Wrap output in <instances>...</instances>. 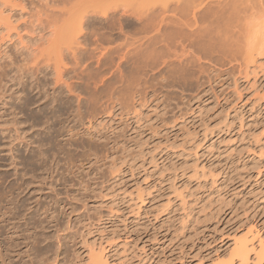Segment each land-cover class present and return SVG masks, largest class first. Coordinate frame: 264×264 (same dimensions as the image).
Masks as SVG:
<instances>
[{"label": "rangeland", "instance_id": "374dc122", "mask_svg": "<svg viewBox=\"0 0 264 264\" xmlns=\"http://www.w3.org/2000/svg\"><path fill=\"white\" fill-rule=\"evenodd\" d=\"M65 1L0 0V251L6 263L92 264L95 252L108 264H258L264 49L232 48L235 30L224 33L223 22L218 28L208 18V36L202 32L197 49L167 52L162 43H148L156 28L146 18L136 22L135 6L143 0L117 1L121 22L113 30L100 20L65 26L58 13L70 5ZM227 1L197 3L206 6L200 12H214L227 10ZM130 4L134 10L121 18ZM38 20L46 22L45 31L34 32ZM63 27L76 31L71 39ZM25 48L34 55L29 63L42 49H73L78 58L56 60L59 79L55 56L45 53L38 66L30 65L40 69L32 79L18 73L12 84V67L24 66L19 53ZM241 240L249 243L246 263L233 255Z\"/></svg>", "mask_w": 264, "mask_h": 264}, {"label": "bare ground", "instance_id": "6f19581e", "mask_svg": "<svg viewBox=\"0 0 264 264\" xmlns=\"http://www.w3.org/2000/svg\"><path fill=\"white\" fill-rule=\"evenodd\" d=\"M119 0H67L63 3H66L68 4L69 2V6L66 7V5L63 7L64 9L60 12L59 10L62 9V7L58 10V13H60L61 17H64V18H61L60 17V20L61 22L66 26L68 25V23L74 21L75 23L73 24L74 26H71L72 28L76 27L75 25H78L80 24L83 25L85 24V22L88 24L90 23V21H93V20H100L101 23L105 24V26H109L108 28H110V30H113L112 28L116 25V23H119V21L121 22V19L119 20V18L117 19L115 16L116 14L118 13H115V11H117L116 9V6L119 5L117 4ZM200 0H154V1H151V2H145L144 0L139 4H135L136 8L131 4L128 5V6H124V11L123 12V15L121 14L120 17L123 18V17H128V15H126V13L128 14V11L130 10V6H131V10L133 11L134 10V14H136V22L138 21H141L142 18H143V21L145 19V23L149 26H147L146 24L144 25H141V27H145V25L148 27V28H151L153 27L154 29L156 28V32L155 34L156 35H161V40L159 39L158 40V36L154 37H150V39L148 40V43H150V45H156V44H164V47L162 48L164 50V48L167 50L169 49V51L171 52L172 49H176L178 46H181L182 49H195L196 47L198 48L200 46V38L202 36V32H203V36L205 38V36H208L206 35L205 32L208 31V26H205V22L204 21H208V18H213L212 19V24L214 23V26L215 25H218L217 27L219 28V24L222 23L221 25L223 26V29H224V33H228L230 32L232 29L235 30V36L233 35L234 34V30L231 31L233 32L232 33V38L233 41L231 43L232 45V48L234 49H240V48H245V49H248V50H251V49H254V48H257V49H264V0H229L227 1L226 3V6H227V10L226 8H222L220 11H210V10H207V11H203V12H200L202 9V3H197L199 2ZM203 1V0H202ZM208 1V0H207ZM117 2V3H116ZM140 2V0L138 1V3ZM229 2V3H228ZM133 3V2H132ZM197 3V4H196ZM211 4V3H210ZM63 5V4H62ZM124 5V4H123ZM204 5V4H203ZM207 5V4H206ZM218 5V4H217ZM59 6V5H57ZM56 6V7H57ZM55 7V6H54ZM123 7V6H122ZM129 7V9H128ZM139 7V8H138ZM206 7V6H205ZM203 7V9L205 8ZM128 10H127V9ZM138 8V9H137ZM127 11H126V10ZM137 9V10H136ZM219 9V7L217 8ZM121 11V10H120ZM131 11V12H132ZM13 12V10L10 11V13ZM136 12V13H135ZM145 12V13H144ZM55 13V12H54ZM157 13L160 19L158 23V26L156 25V20L158 19V16L156 18L155 14ZM171 13V16L174 17V18H169L170 17V14ZM133 14V12H132ZM173 14V15H172ZM210 14V16H208ZM49 15V14H48ZM130 15V14H129ZM167 15H169V17H167ZM208 16L205 18V16ZM53 16V15H52ZM100 16V17H98ZM118 16V15H117ZM143 16V17H142ZM146 16V17H144ZM191 16L193 19H191ZM49 17V16H47ZM178 17V18H176ZM188 17H190L191 20H193V22H191V20L188 19ZM114 18L117 19V21L115 20L114 21ZM64 19V21L62 20ZM138 19V20H137ZM156 19V20H155ZM176 19V21L174 20ZM179 19V20H178ZM72 20V21H71ZM119 20V21H118ZM178 20V21H177ZM39 21V20H38ZM37 21V23H39ZM70 21V22H69ZM78 21V22H77ZM130 21V20H129ZM158 21V20H157ZM210 21V19H209ZM42 22H45V21H42ZM40 22V25L39 24H35L36 22H34L35 26L33 27L36 28L34 29V32H42V31H45L46 29L44 28L45 27V23H42ZM77 22V24H76ZM123 22V21H122ZM67 23V24H66ZM92 23V22H91ZM90 23V25H92ZM140 23V22H139ZM33 24V25H34ZM97 24V23H96ZM127 24V23H126ZM141 24V23H140ZM138 24V25H140ZM143 24V23H142ZM38 25V26H37ZM130 25V24H129ZM37 26V27H36ZM77 26V27H78ZM221 26V27H222ZM69 27V26H68ZM62 28L61 30L64 31V34L67 33L69 39H71L74 35V32L76 31H71L70 30H67L69 28ZM76 27V28H77ZM91 27V26H90ZM117 27V26H116ZM142 27V28H143ZM145 27V28H147ZM196 27V28H195ZM220 27V28H221ZM80 28V27H79ZM78 28V29H79ZM85 28V27H84ZM89 28V27H88ZM96 28V27H95ZM107 28V27H106ZM115 28V27H114ZM121 28V26H120ZM186 28H191V30L194 28V30L190 31L188 30L189 32L186 31ZM203 28V29H202ZM65 29V30H63ZM93 29V28H92ZM119 29V28H118ZM116 29V30H118ZM122 29V30H121ZM118 30V32L121 30L123 31V28H121ZM231 29V30H230ZM80 30V29H79ZM78 30V31H79ZM82 30V29H81ZM80 30V32H81ZM96 30V29H95ZM94 30V31H95ZM115 30V29H114ZM217 30V29H215ZM230 30V31H229ZM83 31V30H82ZM90 31H91V28H90ZM100 31V30H99ZM102 31V29H101ZM109 31V30H108ZM214 31V30H213ZM111 32V31H110ZM113 32V31H112ZM116 32V31H115ZM149 32V31H148ZM164 32V34H163ZM209 32V31H208ZM211 32V31H210ZM58 33V30L53 33H50L51 35L52 34H56ZM83 32H81L80 34H82ZM163 35H162V34ZM205 33V34H204ZM121 34H123L121 32ZM149 34V33H148ZM147 34V35H148ZM209 34V33H207ZM214 34V33H213ZM213 34L211 35V33L209 34L210 36H213ZM53 35V36H54ZM79 35V33L77 34V36ZM113 35V34H112ZM118 35V34H116ZM146 35V36H147ZM228 35V34H226ZM105 36H107V34L105 33ZM104 35L103 36H100L102 38V40L107 43V42H111L110 38H107L109 39V41H105L104 39L106 38H103L105 37ZM110 36V35H109ZM129 36V35H128ZM131 36V35H130ZM129 36V37H130ZM146 36L145 38L142 37L141 39L144 38V40L146 39ZM217 37V34L215 35ZM112 37H115V36H112ZM148 37V36H147ZM90 38V37H89ZM117 38V36L115 37ZM127 38V37H126ZM133 38V37H132ZM215 38V37H214ZM218 38V37H217ZM216 38V40H217ZM232 38H230L232 40ZM128 39V38H127ZM131 39V38H130ZM140 39V40H141ZM208 39V38H207ZM43 40V38H42ZM51 40V39H50ZM115 41L117 39H114ZM119 40V39H118ZM117 40V41H118ZM132 40V39H131ZM143 40V41H144ZM147 40V39H146ZM145 40V41H146ZM211 40V39H210ZM90 41V40H89ZM92 42H94L93 40H91ZM142 41V40H141ZM140 41V42H141ZM159 41V42H157ZM213 41V40H212ZM219 41H220V38H219ZM51 42H53L54 44V39L53 41L51 40ZM90 42V43H92ZM109 42V44H110ZM126 42V40H125ZM128 42V40H127ZM147 42V41H146ZM49 43V41H48ZM112 43V42H111ZM114 43V42H113ZM131 43V41H130ZM128 42L127 45L130 44ZM146 44L149 46V44ZM221 43V42H220ZM243 43V45H242ZM50 44V43H49ZM53 44H52V47H53ZM139 44V43H138ZM142 44V43H141ZM245 44V46H244ZM105 45V44H104ZM121 45V44H120ZM126 45V44H125ZM230 45V44H229ZM144 46V45H143ZM161 46V45H160ZM204 46V45H203ZM242 46V47H241ZM120 47V46H119ZM121 47H123V44L121 45ZM129 47V46H128ZM141 47V46H140ZM147 47V46H146ZM173 47V48H172ZM231 47V46H230ZM138 48V47H137ZM196 48V49H197ZM223 48V47H222ZM26 49H31V48H25ZM127 49V48H126ZM143 49V47H142ZM152 49V48H151ZM231 49V48H230ZM24 50V49H23ZM22 49H20V53L19 55L21 56L22 55V60L20 58V60L22 61V63H24V66H17V67H12L13 69V76L10 77V81L12 84L14 82L17 81V74L19 73L21 76H20V80H23V78L25 77H31L32 79V75H34V72L36 73L37 71V68L36 67L35 71H34V68L35 67L33 64H35L36 62V65L38 66V62L40 61V58H42L45 53H49V54H53V56H55L54 58L55 59V62L57 60L58 63L59 60L62 61V59H60L61 57H64V59L68 58L69 56H73L74 60H76V58H78L77 56V52L75 53L74 51H70V50H73V49H42V50H38L37 53L38 54H35V59H33L35 62L30 64L29 63V60H31L30 58L33 57V53L29 52L26 50V51H23ZM177 50V49H176ZM78 51V50H77ZM175 51V50H174ZM189 51V50H188ZM24 52V53H23ZM25 52H27L28 54H26ZM36 52V51H34ZM74 52V53H73ZM79 52V51H78ZM83 53V51H81ZM80 52V53H81ZM168 52V50H167ZM151 53V51H150ZM178 53V52H176ZM26 54V55H24ZM31 54L33 56H31ZM55 54V55H54ZM142 54V53H141ZM144 54V53H143ZM154 55V53H151ZM173 54V53H171ZM175 54V52H174ZM77 55V56H76ZM160 55V54H159ZM177 55V54H176ZM175 55V56H176ZM189 55V54H188ZM187 55V56H188ZM156 56V55H155ZM154 56V57H155ZM172 56V55H171ZM180 56V55H179ZM141 57V56H140ZM143 57V56H142ZM178 57V56H177ZM181 57V56H180ZM138 58V56H137ZM171 58V57H170ZM179 58V57H178ZM186 58V57H185ZM152 59V58H151ZM150 59V60H151ZM155 59V58H154ZM153 59V60H154ZM182 59V58H181ZM184 59V57H183ZM189 59V58H187ZM1 60V59H0ZM38 60V61H37ZM132 60V59H131ZM140 60V59H139ZM147 60V59H146ZM149 60V59H148ZM176 60V59H175ZM14 59H12L11 62H13ZM188 61V60H187ZM186 61V62H187ZM1 62V61H0ZM56 62V65H55V69H54V72H56V76L60 79V76L63 74L62 71H60L59 69V64H57ZM185 62V61H184ZM183 62V63H184ZM185 62V63H186ZM62 63V62H61ZM29 64V66H27ZM55 64V63H54ZM14 65V63H12V66ZM32 65V66H30ZM76 66V65H75ZM2 69V68H1ZM39 69V68H38ZM4 70V69H3ZM40 70V69H39ZM66 71V70H65ZM180 74V73H179ZM16 75V76H15ZM178 75V74H177ZM8 76V75H7ZM55 76V75H54ZM55 76V77H56ZM34 77V76H33ZM56 77V79H57ZM58 79V80H59ZM19 80V79H18ZM165 81V80H164ZM2 83V82H0ZM3 84V83H2ZM7 85V84H6ZM1 88V87H0ZM15 96V95H14ZM6 214V213H5ZM1 221V220H0ZM2 222V221H1ZM2 235V234H1ZM38 241V240H37ZM5 242V241H4ZM36 243V242H35ZM249 243L246 241V240H241L239 241V243H237V245L235 246V249H233L234 253L233 255H235L234 257L238 258V259H241V262L243 263H246L248 262V257H249ZM0 248H1V244H0ZM6 250H9L6 249ZM43 251V250H42ZM48 253V252H47ZM97 253V252H96ZM39 254V253H38ZM95 254V252L93 253ZM91 254L92 256L91 257H88L89 259V262H91L92 264H108L107 263V260H105V257L99 253H97V255H93ZM47 255V254H46ZM9 254H6V257H8ZM42 256V255H41ZM255 256H256V259L258 260V264H262V262L264 261V246L261 247V249H259V252H257V254L255 253ZM39 257V255H38ZM41 258V257H39ZM43 258V257H42ZM48 259V258H47ZM0 260H1V264H7L6 263V260H5V257L2 255V252L0 251ZM43 260V259H42ZM41 260V261H42ZM49 260V259H48ZM50 262V261H49ZM47 262V263H49ZM233 261H231V263L228 261V262H220V263H217V264H233L232 263ZM43 263V262H42ZM10 264V262H9ZM46 264V262L44 263Z\"/></svg>", "mask_w": 264, "mask_h": 264}]
</instances>
